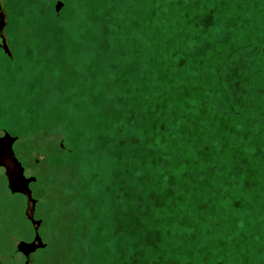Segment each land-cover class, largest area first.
<instances>
[{
  "label": "rangeland",
  "instance_id": "rangeland-1",
  "mask_svg": "<svg viewBox=\"0 0 264 264\" xmlns=\"http://www.w3.org/2000/svg\"><path fill=\"white\" fill-rule=\"evenodd\" d=\"M0 3V264H264V0Z\"/></svg>",
  "mask_w": 264,
  "mask_h": 264
},
{
  "label": "water",
  "instance_id": "water-1",
  "mask_svg": "<svg viewBox=\"0 0 264 264\" xmlns=\"http://www.w3.org/2000/svg\"><path fill=\"white\" fill-rule=\"evenodd\" d=\"M60 6L61 4L56 6V11L59 10ZM13 143L14 138L10 137L8 134H5L0 138V167H3L6 171L5 174L10 191L13 193H21L27 199L26 215L32 224L35 232V238L29 244L21 242L18 245V250L27 255L37 249L43 248L45 245L42 243L38 235L39 221H35L33 218L35 200L31 196L29 184L34 181V178L24 177L23 168L20 162L15 158L12 150Z\"/></svg>",
  "mask_w": 264,
  "mask_h": 264
},
{
  "label": "flooded vegetation",
  "instance_id": "flooded-vegetation-1",
  "mask_svg": "<svg viewBox=\"0 0 264 264\" xmlns=\"http://www.w3.org/2000/svg\"><path fill=\"white\" fill-rule=\"evenodd\" d=\"M3 27H4V16H3V9H2V5H1V3H0V52H2L3 54H5L6 56H11V53H10V51H9V45L7 44V42H6V38H5V36H4V33H3ZM5 135V134H4ZM3 135V136H4ZM2 136V137H3ZM1 138V137H0ZM0 168H2L3 169V171H4V177H5V179H6V184H7V189L9 190V192L12 194V195H15V194H19V195H21V196H23L25 199H26V197L23 195V194H21V193H13V192H11L10 191V189L8 188V181H7V177H6V171H5V169L3 168V167H0ZM23 175H24V173H23ZM25 177V176H24ZM26 178V177H25ZM35 208V207H34ZM26 209H27V199H26V208H25V213H24V217H25V219L27 220V222H28V224L31 226V228H33L32 227V224H31V222H30V220L28 219V217H27V215H26ZM33 218H34V216H33ZM34 220H35V218H34ZM36 221V220H35ZM40 225H41V222L39 221V227H40ZM39 229V228H38ZM34 231V230H33ZM38 235H39V233H38ZM40 237V236H39ZM34 238H35V232H34V237H33V240H34ZM32 240V241H33ZM32 241H30V242H25V241H19V244L21 243V242H24V243H27V244H29V243H31ZM18 244V245H19ZM45 245V244H44ZM45 248V246L43 247V248H41V249H37L36 251H38V250H42V249H44ZM17 250H18V246H17ZM19 251V250H18ZM36 251H34V252H36ZM34 252H32V253H34ZM19 253L22 255V256H29L30 254H32V253H28L27 255H25L23 252H21V251H19Z\"/></svg>",
  "mask_w": 264,
  "mask_h": 264
}]
</instances>
